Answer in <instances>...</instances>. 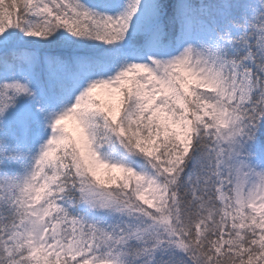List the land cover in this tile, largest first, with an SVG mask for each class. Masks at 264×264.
I'll return each mask as SVG.
<instances>
[{
  "label": "snow or ice",
  "instance_id": "snow-or-ice-1",
  "mask_svg": "<svg viewBox=\"0 0 264 264\" xmlns=\"http://www.w3.org/2000/svg\"><path fill=\"white\" fill-rule=\"evenodd\" d=\"M0 264H264V0H0Z\"/></svg>",
  "mask_w": 264,
  "mask_h": 264
},
{
  "label": "trees",
  "instance_id": "trees-1",
  "mask_svg": "<svg viewBox=\"0 0 264 264\" xmlns=\"http://www.w3.org/2000/svg\"><path fill=\"white\" fill-rule=\"evenodd\" d=\"M98 96L104 100L106 103L110 102V96L107 92L105 91H101L98 93ZM72 122H69V128L72 129L73 128V125H71ZM113 175H120L119 173H114Z\"/></svg>",
  "mask_w": 264,
  "mask_h": 264
},
{
  "label": "rangeland",
  "instance_id": "rangeland-1",
  "mask_svg": "<svg viewBox=\"0 0 264 264\" xmlns=\"http://www.w3.org/2000/svg\"><path fill=\"white\" fill-rule=\"evenodd\" d=\"M110 100H111V98H110ZM71 125H73V123H72ZM73 128H74V125H73ZM103 178H104V179H107V175L104 174Z\"/></svg>",
  "mask_w": 264,
  "mask_h": 264
}]
</instances>
